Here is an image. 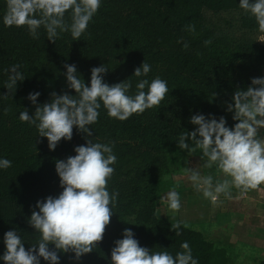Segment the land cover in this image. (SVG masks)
<instances>
[{"label": "trees", "instance_id": "16d2710c", "mask_svg": "<svg viewBox=\"0 0 264 264\" xmlns=\"http://www.w3.org/2000/svg\"><path fill=\"white\" fill-rule=\"evenodd\" d=\"M5 7L6 0H0V157L11 160L12 166L0 170V255L7 231L18 230L26 250L38 242L28 219L38 211L37 201L63 190L56 161L74 156V148L86 142L85 134L74 128L71 141L61 140L50 151L35 126L19 119L24 109L29 115L35 112L28 94L41 93L37 104L48 103L53 92L75 95L67 88L65 64H75L86 85L91 69L105 65L109 70L104 81L113 85L130 78L134 94V71L145 60L152 66L147 79H165L169 93L159 106L126 121L108 117L101 108L92 127L99 142L115 145L117 162L108 184L119 193L115 213L93 252L79 261L71 252L60 253V264H111L114 242L123 238L126 228L142 247L175 254L187 241L199 264H230L227 252L200 232L179 223L181 234L175 235L177 230L171 228L177 223L158 221L156 202L169 164L166 154L182 151L176 144L179 134L195 129L190 116H224L232 127L227 105L234 92L264 77V32L255 18L239 8V0H103L79 41L64 33L53 43L43 30L34 40L24 28L5 27ZM189 24L195 25V32L187 30ZM206 40L211 41L207 46ZM14 64L21 65L26 79L18 82L13 95L4 86L6 70ZM41 264L48 262L41 258Z\"/></svg>", "mask_w": 264, "mask_h": 264}, {"label": "clouds", "instance_id": "9594fccd", "mask_svg": "<svg viewBox=\"0 0 264 264\" xmlns=\"http://www.w3.org/2000/svg\"><path fill=\"white\" fill-rule=\"evenodd\" d=\"M102 3L103 0H6L2 23L8 28H24L34 40L40 38L43 30L53 43L64 33L79 41ZM239 8L254 17L258 30L264 32V0H239ZM187 30L195 32V25L189 24ZM210 43L204 42L205 46ZM183 47L187 49L189 44L184 43ZM64 67L67 88L74 90L75 95L53 92L48 103L37 104L41 93L31 92L27 99L35 106V112L29 115L24 109L19 119L35 126L38 136L47 139L50 151L61 140L71 141L74 128L85 134L86 142L74 148V156L56 161L55 170L63 190L56 197L37 201L38 211L33 210L28 219L34 233L39 234L38 242L26 250L20 232L7 231L0 264H41V258L48 264H60V253L71 252L79 261L93 252L115 213L119 193L108 187L117 162L115 145L99 142L92 125L98 122L102 107L108 117L126 121L134 114L159 106L169 93L165 79L158 76L147 79L152 66L145 60L134 71L137 78L134 94L130 78L113 85L106 83L104 75L109 68L105 65L91 69L90 85H86L75 64ZM20 69L21 65L14 64L6 70L8 79L4 88L13 95L18 82L26 79ZM227 112L232 113L235 122L232 127L224 116L217 119L213 114L196 113L189 119L195 129L182 131L176 141L177 147L186 150L188 156L199 153L200 167L215 168L222 174L223 179L214 180L213 175H202L196 167L181 169L191 186L212 202L221 194L231 198L233 188L243 193L264 185V77L253 78L251 86L244 90L237 89ZM11 166V160L0 157V170ZM161 200L170 210L181 209V196L175 187ZM178 229L179 223L171 228L177 230L175 235L181 234ZM122 237L114 242L111 264H199L187 241L173 254L162 247L159 250L142 247L129 228Z\"/></svg>", "mask_w": 264, "mask_h": 264}, {"label": "rangeland", "instance_id": "374dc122", "mask_svg": "<svg viewBox=\"0 0 264 264\" xmlns=\"http://www.w3.org/2000/svg\"><path fill=\"white\" fill-rule=\"evenodd\" d=\"M169 161L168 167L164 175L160 180V193L157 198V220L165 221L169 223H181L186 227L200 232L203 237L213 243L215 247L219 249H226L232 254V256L237 255L241 262L242 259V246L243 245H264V185L259 186L257 189H249L246 192H241V190L233 188L231 198L221 194L216 202H212L205 199L202 193H198L192 186L190 181L184 176L181 171L182 167H196L197 170L201 171L202 175H213L215 179H223L221 173H219L215 168L204 169L200 167L199 153L194 156H188L187 151L180 152H169L166 154ZM190 161V164L186 165L185 161ZM176 188L181 196V209L179 211L170 210L165 202H162L161 198L166 195V193ZM251 191L257 193L258 196L255 198L250 196L248 193ZM245 193H248L247 196ZM234 202L239 203V208ZM226 207L233 216H239L238 213L249 215L251 219L246 221L244 227L248 225L256 224L259 228H255L254 231L247 232L244 228V233L240 232L237 228V233L230 231L232 227L231 223H235V219L231 221L232 216L225 214L227 211ZM114 216V214L112 215ZM236 217V218H237ZM260 217V218H259ZM259 218V219H257ZM238 219V218H237ZM257 220V221H254ZM242 217L237 220L242 225L244 224ZM128 222L131 224H136L134 218H129ZM212 222V224H211ZM248 229V228H247ZM240 245V247H238ZM233 247V248H231ZM238 247V248H235ZM246 250V249H245ZM257 256L262 254L264 258V252L258 253L256 251L250 252ZM248 257L244 260L243 264H252L253 260L250 259L249 253ZM233 260V259H231ZM239 262L233 261L231 264H238ZM254 264H263V260L260 259L259 262Z\"/></svg>", "mask_w": 264, "mask_h": 264}, {"label": "crops", "instance_id": "0c3cea01", "mask_svg": "<svg viewBox=\"0 0 264 264\" xmlns=\"http://www.w3.org/2000/svg\"><path fill=\"white\" fill-rule=\"evenodd\" d=\"M248 193H250L249 195L250 196H253V197H257L258 195H257V193L255 192H253V194L251 193V191H249ZM248 193H245L246 194V196H247V194ZM258 198H261V196H258ZM234 204H236L237 206H238V208H239V203H237V202H234ZM226 209H227V211H225V214L227 213V214H229V215H231L232 216V219H231V221H233L234 219H235V223H231L230 224V226L232 227V230L230 229V231H232V232H234V233H237L238 231H237V228H239L240 229V232L241 233H244V228L246 229V231L247 232H250V231H254L255 230V228L257 229V228H259L256 224H254V226L253 225H248V227H244V226H247L246 224V221L248 220H250L251 219V217H247V216H249V215H242V214H240V213H238V219L239 218H243V219H245L244 220V224L242 225V223L240 222V225L238 224L239 222H237V218L235 217V216H233L231 213H229V210H228V208L226 207ZM260 218V217H259ZM259 218H257V219H259ZM263 219H264V217H263ZM254 221H257V220H255L254 219ZM211 224H212V222H211ZM248 228V229H247ZM239 233V232H238ZM239 235H240V233H239ZM238 247H240V245L238 246ZM238 247H235V248H238ZM231 248H233V247H231ZM246 249V250H245ZM224 250L227 252V254H228V257H229V260H230V264L231 263H233V261H235V262H239L238 264H243V262H244V260L248 257V254H246V255H244V253H247V251H248V253H249V256H250V259H252L253 260V263L252 264H254L256 261L257 262H259L260 261V259L261 260H263V264H264V258L262 257V254H259V255H257V256H254V254H251L250 252H253V251H256V252H258V253H263L264 252V245H253V246H251V245H243L242 246V250H244V251H242V259H243V262H241L240 261V257L238 258V256L237 255H234V256H232V254L230 253V252H228L225 248H224ZM231 259H233V260H231Z\"/></svg>", "mask_w": 264, "mask_h": 264}]
</instances>
